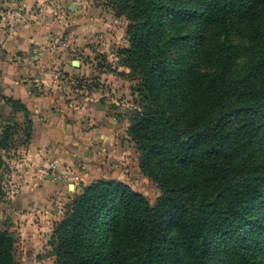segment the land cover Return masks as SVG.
<instances>
[{
    "label": "trees",
    "instance_id": "trees-1",
    "mask_svg": "<svg viewBox=\"0 0 264 264\" xmlns=\"http://www.w3.org/2000/svg\"><path fill=\"white\" fill-rule=\"evenodd\" d=\"M107 4L128 22L119 65L140 109L127 134L160 196L151 205L122 182L85 186L53 228L55 264H264V0ZM0 102L7 150L13 116L27 139L38 122L1 85ZM0 264H17L1 227Z\"/></svg>",
    "mask_w": 264,
    "mask_h": 264
},
{
    "label": "crops",
    "instance_id": "crops-1",
    "mask_svg": "<svg viewBox=\"0 0 264 264\" xmlns=\"http://www.w3.org/2000/svg\"><path fill=\"white\" fill-rule=\"evenodd\" d=\"M91 3L0 0V85L5 96L22 101L38 122L28 142L7 153L5 182L13 190L7 210L13 215L37 204L49 206L65 188L79 194L93 181L123 180L129 172L131 153L106 99L123 91L115 76L123 69L102 68L120 58L109 53L119 37H109L112 17L98 15ZM99 32L103 41L95 37ZM33 48L37 53L30 55ZM43 126L47 131L39 136ZM52 160L71 169L74 177L45 180L36 174V167ZM59 213L56 208L57 218Z\"/></svg>",
    "mask_w": 264,
    "mask_h": 264
},
{
    "label": "rangeland",
    "instance_id": "rangeland-1",
    "mask_svg": "<svg viewBox=\"0 0 264 264\" xmlns=\"http://www.w3.org/2000/svg\"><path fill=\"white\" fill-rule=\"evenodd\" d=\"M107 1L108 0H91V4L98 15L103 16L105 14L112 17L113 21L110 19L107 28H113L114 30L109 32V37H112L113 39L116 38V40L117 37H119V43L118 45H115V47L110 48L109 53L117 56L121 50L128 47L126 37L128 22L124 19V17H116L114 15V10L108 6ZM73 10L74 7L71 11ZM65 12L70 13V10L66 8ZM1 19L2 17H0V20ZM187 26H190V24H187ZM95 37L99 41L104 40L103 33L99 32L95 34ZM194 43L195 42L193 40L192 43H187L184 46H190ZM235 43L236 45L242 46L247 44L242 39H236ZM178 54L179 53H175L174 57L178 56ZM243 54L245 55L246 53H241L239 61L243 59ZM119 61L120 58L115 60L113 65L104 63L102 68L109 71L116 70V66H120ZM121 72L117 73L118 75L115 76L119 78L118 81L122 82L121 86L123 91H121L117 96L113 93H109L106 99L108 98L110 104L109 114L117 120L120 135L123 136V141L131 153L129 155L131 163L127 165V169L129 167L130 169L129 172L125 173L126 178L114 181L129 185L135 192L143 195L149 203L153 205L156 199L160 196V190L155 182L141 172L139 168L138 152L127 134L129 118L132 111L140 109L139 98L134 92L136 83L131 81L128 76L122 75L124 72H127L126 70L123 69ZM9 116H11L10 107L4 102H0V134L2 127L5 125ZM13 118L14 120L10 123V125L12 126L13 123L16 122V126L13 128L12 137L8 141V149H0V227L13 233L15 236V262L17 264H55V257L52 255V246L50 242L53 228L56 223L63 219L72 199L78 194L75 193V190L73 189L69 190L68 188H65L61 192L58 201L50 203L47 207L37 204L27 210L25 214L16 216L9 213L7 210V204L11 201L10 196L13 190H11L12 188L8 187V184L5 182L8 175L6 171L9 170L8 163L6 162H9V159L11 158L7 155V153L16 146L25 145L29 140L25 135L26 123L23 115L17 114L13 116ZM44 131H47V126L41 127L37 133L40 136ZM32 135L33 132L30 136ZM36 170L37 175L42 178L44 176L46 177L44 178L45 180L50 178L53 180L59 179L62 181H68V179L74 177L71 169L61 168L60 163L55 160L50 161L47 165L36 167ZM81 184L83 183L80 182L79 185ZM56 208L60 209L58 218L55 214ZM43 215L48 217L42 219L41 216ZM59 217H61V219Z\"/></svg>",
    "mask_w": 264,
    "mask_h": 264
},
{
    "label": "built area",
    "instance_id": "built-area-1",
    "mask_svg": "<svg viewBox=\"0 0 264 264\" xmlns=\"http://www.w3.org/2000/svg\"><path fill=\"white\" fill-rule=\"evenodd\" d=\"M30 53V55H34V54H36L37 53V50L35 49V48H33L32 50H31V52H29ZM52 172H54V171H52ZM56 176V175H55Z\"/></svg>",
    "mask_w": 264,
    "mask_h": 264
},
{
    "label": "water",
    "instance_id": "water-1",
    "mask_svg": "<svg viewBox=\"0 0 264 264\" xmlns=\"http://www.w3.org/2000/svg\"><path fill=\"white\" fill-rule=\"evenodd\" d=\"M71 9H73V6H71Z\"/></svg>",
    "mask_w": 264,
    "mask_h": 264
}]
</instances>
